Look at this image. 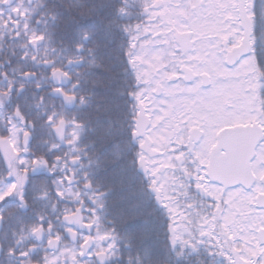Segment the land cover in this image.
<instances>
[{
  "label": "trees",
  "instance_id": "obj_1",
  "mask_svg": "<svg viewBox=\"0 0 264 264\" xmlns=\"http://www.w3.org/2000/svg\"><path fill=\"white\" fill-rule=\"evenodd\" d=\"M156 1L158 0H0V73L7 72L11 76L13 69H18L21 73L34 71L37 79H40L43 66H32V57L37 60L54 59L59 63L65 55L62 49L71 48L74 43L76 30L89 23L83 21L77 24L76 21L82 19L79 13L93 7L99 9L102 3L108 4L105 19L113 21L112 38L108 40L100 32L93 36V41L97 45L95 49L97 63L103 67H92L85 72L90 81L96 80L95 86L90 82L85 89L94 94L91 101L93 107L99 104L101 109L105 106L108 108L101 114H97L93 109L85 110L91 113L92 125L97 127L96 132L86 134L85 143L95 141L99 146L101 143L99 137L103 133V128L109 126V122L115 132L114 135L105 137L104 146L100 151L102 156L107 157L108 163L104 166L105 170L95 178L99 191L108 192V195L102 198L104 208L102 210L97 204L96 215L90 214V209L83 212L84 219L94 228V235H103L110 243V255H105L102 262L99 261L101 263L94 257V264H262L257 259L244 261L240 256L238 244L225 234L221 227L213 231L206 241L200 243L201 240L191 237L192 240L186 239L182 243H176L173 251L171 234L166 229L158 235L153 233L145 236L140 231H133L135 225L121 223V215L131 214L141 191L146 197L150 196L141 172L137 171V165L131 163L140 149L129 147L123 153L126 158L117 159V154L125 144H131L130 128L134 127L136 130V123L142 115L141 103L136 99L141 81L135 70L134 56L147 36L152 14H157L152 8ZM259 2L260 0H257V4ZM239 3L242 4V0H239ZM120 9H123V13ZM240 14L243 22V10ZM34 33L44 34L45 39L35 45L29 43V38ZM93 41H89V46ZM109 49H117L126 52L127 55H119L116 52L109 55ZM22 56L25 57L24 60L19 59ZM5 84L6 81L0 79V86ZM50 87V83L46 84L41 92L37 93V97L47 93ZM25 88L31 92L34 90V83L25 81ZM46 101L51 105L57 103V98L46 95ZM30 111L34 115L36 109L32 108ZM7 116L6 110H0V140H13L11 134H5ZM19 143L22 148V137ZM32 150H36L35 142ZM13 164L18 171L16 159ZM121 165H127L133 177L131 180L125 177L122 184L118 175ZM4 173L0 157V177ZM48 184L52 191L47 199L37 198L39 189L33 188L31 184L25 187L26 208L18 207L20 204L18 199L0 204V208H4V212L0 213L4 216L0 241L5 255V259L3 257L0 259V264L1 261L4 264H14L17 258L18 264L22 258L30 264L39 263L40 239L52 241L60 234L63 236L62 229L65 224L62 218L75 210H80L81 205L68 204V201L84 199L83 194H77L75 186L66 190L65 201L58 202L51 179L48 180ZM4 188V183L0 182V191ZM89 198L95 199L93 196ZM83 207L88 208L87 203ZM39 216L45 217V225L37 236L31 228L38 226ZM9 248H14L17 252L27 251L28 248L31 251L27 257L7 256L5 253ZM42 248L44 249V246Z\"/></svg>",
  "mask_w": 264,
  "mask_h": 264
},
{
  "label": "rangeland",
  "instance_id": "obj_2",
  "mask_svg": "<svg viewBox=\"0 0 264 264\" xmlns=\"http://www.w3.org/2000/svg\"><path fill=\"white\" fill-rule=\"evenodd\" d=\"M165 8L158 12L161 17L156 24H149V37L135 55V68L141 77V91L138 99L144 107L143 119L150 125L140 141L143 146V165L151 177L158 178L159 186L168 201L176 208L175 218L183 221L186 213L180 208L181 197L186 186L181 172L168 169L175 159L192 151L197 155L199 165L195 166L201 184L209 193L224 196L229 208L224 215L228 233L242 244L244 261L257 259L264 264V247L257 242V232L264 228V210L255 205V194L260 190L245 192L232 190L223 194L217 187L206 184L205 164L208 163L211 147L217 132L224 126L238 122H250L256 116L253 84V66L243 60L238 66L224 65V51L243 39L242 14L239 0H163ZM157 2H154L156 6ZM243 3V0H242ZM189 33L188 38L186 35ZM230 41L228 44L227 42ZM181 68L195 74L211 75V87L204 88L199 79L186 83ZM176 76L177 80L170 78ZM161 85L162 95H153L155 85ZM192 128L203 130L200 145L184 154H175L177 149L189 145ZM15 142V139H14ZM173 152V153H172ZM187 224L201 223L202 213L197 204L186 201ZM90 242V246L86 243ZM83 249L89 247L88 255L104 254L108 242L102 235L81 239ZM79 250L74 246L73 254ZM72 255V256H73ZM70 255L54 253V262ZM86 257V256H84ZM73 258V257H72ZM75 260V259H73ZM80 264H86L79 261Z\"/></svg>",
  "mask_w": 264,
  "mask_h": 264
},
{
  "label": "snow or ice",
  "instance_id": "obj_3",
  "mask_svg": "<svg viewBox=\"0 0 264 264\" xmlns=\"http://www.w3.org/2000/svg\"><path fill=\"white\" fill-rule=\"evenodd\" d=\"M242 7L243 47L245 48L242 59L248 61L250 66L259 71V76L256 77L259 92L260 89H264V0H260L259 4H257V0H243ZM107 9H109V5L102 3L99 9L93 7L79 13L82 19L77 20L76 23L81 24L83 21L89 23L76 30L74 43L71 48L62 49L65 55L59 63L54 59L37 60L32 57V66H43L40 79H37V74L34 71L21 73L18 69H13L11 76L7 72L0 73V79L6 81L5 85L0 86V110L8 112L5 134H11L16 141L14 150L19 165L17 171L16 168L5 163L7 170L0 177V182L5 185L4 190L0 191V204L18 199L21 201L18 207L26 208L24 189L29 184L33 188L39 189L37 198L47 199L52 191V187L48 184V180L51 179V185L55 188L58 202L65 201L66 190L75 186L77 194H83L84 199L68 201L69 205L77 203L81 205V213L90 209L92 215H96L97 204L103 210L102 198L106 197L108 192L99 191V185L95 182V178L97 174L105 170L104 166L108 163L107 157L102 156L100 151L104 146L105 137L114 135L115 132L109 122V126L103 128V133L99 137L101 141L99 146L95 141L85 143L86 134L97 131V127L92 125L91 113L85 110L93 109L97 114L108 110L107 106L101 109L99 104L93 107L91 101L94 94L85 89L90 82L95 86L96 80L91 79L90 81L85 72L92 67H103L102 64L97 63L95 51L97 45L93 41V36L96 32H100L108 40L112 38L111 25L113 21L105 19ZM120 12L123 13V9H120ZM52 19L54 20L55 17L53 16ZM44 39V34L34 33L29 38V43L35 45ZM89 41H93L90 46ZM114 52L119 55H127L126 52L117 49L108 50L109 55ZM19 59L24 60L25 57L22 56ZM25 81H32L34 90L29 92L25 88ZM48 83L51 84L49 91L37 97V93H40ZM29 95L31 103H29ZM46 95L56 97L57 103L49 105ZM260 100L261 104H264V92L260 93ZM32 108L36 109L34 115L30 111ZM70 109H76V111H69ZM261 123L264 124V121ZM129 134L132 138L131 144H125L121 152L117 154V159L126 158L123 153L129 147L142 148L134 127L130 128ZM21 137L22 148L19 143ZM34 142L36 144L35 151L32 150ZM143 160L142 152H137L131 163L137 165V171L143 172L145 179H148L149 170L144 167ZM118 175L121 184L125 177L129 180L133 178L127 165H121ZM148 192L150 196L147 197L143 191L138 194L133 211L129 215L122 214L121 223L135 225L133 231H140L145 236H150L153 233L158 235L166 229L171 234L172 250L174 251L176 235L173 224L175 223L176 208L168 201L155 177L148 179ZM90 196L95 199L89 198ZM85 203L88 208L83 207ZM3 212L4 208H0V213ZM11 214L9 213V215ZM38 220V226L31 228V231L37 236L44 228L45 217L39 216ZM3 221L4 216L0 215V223ZM109 223H114V221H109ZM48 243L51 244L52 241L49 240ZM30 251L31 249L17 252L14 248H9L5 254L27 257ZM20 264H24V261H20ZM48 264H52V261H48Z\"/></svg>",
  "mask_w": 264,
  "mask_h": 264
},
{
  "label": "water",
  "instance_id": "obj_4",
  "mask_svg": "<svg viewBox=\"0 0 264 264\" xmlns=\"http://www.w3.org/2000/svg\"><path fill=\"white\" fill-rule=\"evenodd\" d=\"M158 94L157 92L156 95ZM146 124L147 121L139 127L140 131ZM241 137L243 139L242 143L238 142V139ZM259 137L260 134L256 133L253 129H247V131L232 130L229 133L227 131L222 132L219 135L218 147L215 149V152L220 147H223L227 155L219 159L212 155L209 167L211 179L223 185L225 188L243 184L246 189H249L253 183V177L249 170V161L253 157V149ZM0 154L4 158L5 163L10 164L9 158L12 159L11 150L5 140L0 141ZM258 206L264 207V195L258 198ZM77 218H79L78 213L66 217L63 220L72 223ZM258 236L260 244H264V230H260Z\"/></svg>",
  "mask_w": 264,
  "mask_h": 264
},
{
  "label": "flooded vegetation",
  "instance_id": "obj_5",
  "mask_svg": "<svg viewBox=\"0 0 264 264\" xmlns=\"http://www.w3.org/2000/svg\"><path fill=\"white\" fill-rule=\"evenodd\" d=\"M244 45V39H241V41L239 42V44H236L235 46H233L231 49L227 50L224 53V63L225 65L231 66V65H239L244 59H242V54L245 51V48L243 47ZM233 49H236L235 51ZM254 68V67H253ZM255 77L259 76V71L257 69H255ZM195 77V76H194ZM256 89V101L253 105L256 106V112H257V116L253 122L252 125L258 126L262 129L263 132V138L260 141V143L258 144V150L261 149L262 144H264V124L261 123V121H264V104L260 103V110H259V104H258V97L257 95L260 94L261 92H264V89L259 93L258 92V85L255 86ZM263 153H264V149H263ZM262 153V154H263ZM259 158H257L258 160Z\"/></svg>",
  "mask_w": 264,
  "mask_h": 264
}]
</instances>
